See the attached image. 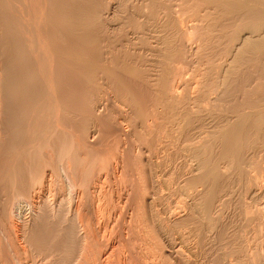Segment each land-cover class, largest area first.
<instances>
[{"label":"bare ground","instance_id":"6f19581e","mask_svg":"<svg viewBox=\"0 0 264 264\" xmlns=\"http://www.w3.org/2000/svg\"><path fill=\"white\" fill-rule=\"evenodd\" d=\"M22 1L0 0V99L9 103L2 106L10 126L3 128L9 145L0 146L2 176L24 173L22 165L36 163L55 134L47 159L77 190L65 209L63 192L55 203L43 195L22 204L25 184L15 188L0 207L12 252L0 243V264H33L37 257L46 264L57 251L45 249L39 223L29 227L43 211L70 218L61 240L70 264H259L264 219L259 227L253 219L264 216V71L257 74L264 64V0H137L140 11L121 24L123 0H29L30 10ZM148 24L154 29L143 34ZM204 51L210 53L204 67L185 80L187 59ZM230 96L237 97L231 104ZM224 100L229 108L217 109ZM45 101H53L58 120L35 134L21 164L13 163L19 147L26 151L27 141L16 139L21 127L28 137ZM106 131L117 141L98 148ZM60 134L71 140L59 141ZM232 199L244 221L237 229L227 224L238 244L225 251ZM15 212L18 222L9 220ZM202 251L209 258L199 260Z\"/></svg>","mask_w":264,"mask_h":264},{"label":"rangeland","instance_id":"374dc122","mask_svg":"<svg viewBox=\"0 0 264 264\" xmlns=\"http://www.w3.org/2000/svg\"><path fill=\"white\" fill-rule=\"evenodd\" d=\"M24 1L25 0H23L22 2V7L23 8H26V9H28V10H30L31 9V5L33 4L32 3V0H30L31 2L30 3H32V4H28L29 6H26L27 5V3L26 2H29V0L28 1H25V3H24ZM133 1V3H131V2ZM123 0V8L125 9V10H123L122 9V11H124V13H123V15H122V17L121 16H118V17H121L120 19H118V18H116L117 19V23H122L123 21H126L127 20V18L128 17H131V16H133V15H136L140 10L139 9H137V7H138V5H137V7H136V9H137V12L136 13H134L135 11L134 10H132V9H135V6H136V4L138 3L137 2V0ZM161 1V2H160ZM163 1V2H162ZM130 2V3H129ZM134 2H135V4H134ZM158 2V1H157ZM160 2V3H159ZM159 4H166V3H168V4H170V3H172V0H159ZM26 4V5H25ZM26 7H25V6ZM134 5V6H133ZM30 8V9H29ZM130 8V9H129ZM129 9V10H128ZM135 9V10H136ZM198 9V8H197ZM196 9V10H197ZM200 9H203V6L202 7H200ZM128 11H130V12H132V14L131 13H128ZM189 13V12H188ZM200 13H203V11L202 10H200ZM125 15V16H124ZM124 16V17H123ZM128 16V17H127ZM121 19H123V20H121ZM142 19V21L144 20V18L143 17H141V18H139V20H141ZM115 20V19H114ZM119 21V22H118ZM114 23H116V22H114ZM116 23V24H117ZM120 23V24H121ZM124 23V22H123ZM119 24V25H120ZM155 24H156V22H155ZM153 27V26H152ZM150 28L149 27V24H148V26H146V28L145 29H141V31H142V33H143V30H144V32L145 33H151V29L153 30L154 28ZM148 28H149V30H148ZM153 32V31H152ZM120 33H122V31H119V33L117 32V31H115V34H113L115 37H120L121 38V36H122V34H120ZM144 34V33H143ZM124 38H126L125 37V35H123V41L125 42L126 41V39H124ZM127 42V41H126ZM131 43H128L127 45H125V43H124V45L125 46H128V48H130L131 50H133V48H131L132 46L130 45ZM142 45L144 46V44H137L136 46H134V47H137L138 46V48H140V46L142 47ZM142 50V49H141ZM141 50H139V51H141ZM142 51H144V50H142ZM206 51H208V52H210V50L208 49V50H206ZM206 51H204L203 53H199V57H198V54L194 57V58H188L187 59V61H186V65H187V67L186 68H189L187 71H186V73H185V75H184V78H185V80H187L188 78H190V77H192L200 68H203L204 67V65H205V63L207 62V60L209 59L208 57H210L209 55H210V53H207ZM5 56H7V57H10L11 56V54L12 53H6V52H4L3 53ZM208 56V57H207ZM208 58V59H207ZM191 59V60H190ZM195 61H194V60ZM197 60V61H196ZM199 61V62H198ZM263 61H264V58H263ZM195 62H198V63H195ZM194 64H196V65H194ZM199 64H200V66H199ZM190 67H189V66ZM194 65V67H193V72H191V74L192 75H190L189 74V77H188V73H190V71H192L191 69H192V66ZM263 69H264V64L261 66ZM260 67V69L258 70V75H260V73H262L264 70L262 69ZM262 69V70H261ZM262 71V72H261ZM195 72V73H194ZM262 81L264 82V78L262 79ZM3 86H5L4 85V83H3ZM3 90V89H2ZM1 93H2V91H1ZM237 97H238V95H237ZM236 96H230V97H228L226 100H228L227 101V103H229V101H230V99L233 101L234 99H236L237 98ZM226 100H224V102H218V103H220V105H215V107H217V109H228L229 108V106H228V104L226 103ZM232 101H231V103H232ZM0 102H1V108H0V114H2V116H4L3 117V119H0V123H2L1 125H2V128L0 127V129L2 130L3 128H6V130L8 129L7 127H9V129H10V126L8 125H5L4 124V119H6V111H4V108H5V110H6V107H4V106H2V105H8L9 103H6L5 101H1V99H0ZM3 102H5V103H3ZM42 103V102H41ZM39 104L37 107H38V111H37V115H36V119L34 120V124L36 125V127H31V126H29V128L31 129L30 130V133L28 134V137H25L26 136V126H22L21 127V131L20 132H23L24 133V135H23V133L21 134L20 132H19V135H17V137H20V138H16V139H19V140H23L24 142H26L27 141V144H26V146L24 147V148H26L25 150L26 151H24V149H20V147L18 148V150L20 151V153L22 154V155H20L19 153H17V152H15V153H17L16 154V156H15V158L16 157H18L19 159H20V161H19V159L17 158L16 159V161H15V158L12 160V161H14L13 163H17V164H21V163H18V162H22V160H23V158H22V156L24 157V153L26 152H29V150H30V147H31V144H35V142H37L38 141V137H39V135H41V134H43V132L45 133L47 130L49 131V130H51V126L50 125H53L54 123H55V121H57L58 119H56V117H54L55 116V113H54V110H53V105H54V103H53V101H49V102H47V101H45V103H43V104ZM231 103H229V104H231ZM221 107V108H220ZM3 108V109H2ZM51 108V109H50ZM48 109H50V110H48ZM3 110V111H2ZM41 112L43 113V115H44V113H45V115L43 116L42 114H41ZM50 113V115H48ZM2 116H0L1 118H2ZM49 116H50V118H49ZM44 117V118H43ZM46 117H47V119H46ZM39 119H40V121H41V123H40V121H39ZM54 120V122H53V120ZM2 120V121H1ZM52 120V121H51ZM63 120V119H62ZM39 121V125L37 126V122ZM44 121V122H43ZM46 121V122H45ZM66 121V120H65ZM67 121H69V120H67ZM48 122H49V124H48ZM70 122V121H69ZM0 125V126H1ZM4 125V126H3ZM38 127V129H35V128H37ZM48 129H47V128ZM45 129H47V130H45ZM112 131V130H111ZM6 132V131H5ZM4 132V129L0 132V135L1 134H4L5 135V137L6 138H8V139H6L5 137H4V135H3V137H1L0 138V146H2V143H4V145L2 146V147H6V144H8L9 145V142H7V140H9V136L7 135L6 136V133L8 134L9 132H6L5 133ZM40 133L39 135H35L36 133ZM107 133H105V135H104V132L101 134V136H103L102 138H101V136H100V138L98 137L97 138V145L99 144V146H98V148H108V149H110V148H113L114 147V145H115V141H117V140H115V139H117L116 138V135H114V134H112L111 135V133L110 134H108V131H106ZM20 135H22L23 136V139H22V137L20 136ZM45 135H48V137L49 136H51V132H47ZM58 136V135H57ZM57 136L54 134L53 135V137H51V139H50V145H52V146H48V147H44L43 146V149H45L44 151H43V153L39 156V158H38V161L36 162V163H32V164H29V162H28V165H29V169H28V167L27 166H25V165H22L23 167H24V169L22 170V171H24V173L23 172H21V171H18L17 173H20L19 175L17 174L16 176H14V178L11 176V175H5L4 177H5V179H6V181H5V179L3 180V176H2V172H3V169L5 168V170L7 169L4 165H5V161H4V154L2 153L1 154V152H0V156H1V166H0V177H2V182L6 185L5 186V189L7 190V191H5V189H1V188H3V183L1 184V178H0V207L4 204V202H5V200H8V199H10L12 196H11V194L13 195L15 192H16V189L15 188H20V184H25L24 186L27 188H25V190H24V194H26V196L27 197H25V195H23L20 199H21V201H22V204H23V202H24V204L25 203H28V202H30V201H32V199H35V198H37V197H42L43 195H45V198H46V200H47V202H52V201H54L53 203H55L56 201V199L60 196V194L63 192L64 193V196L66 197L64 200V203H63V208H67L66 206H67V204H68V201L69 202H71L72 201V199L75 197V195H76V190H75V187H72V189L69 187H67L66 186V181L64 180V175H62V171H59V169H58V167H57V165H54V164H51L52 162L54 163V158L52 159V161L50 162L49 161V159H47L48 157H49V155H48V148L50 147V149H49V151L50 150H52L51 148L55 145L56 146V144H55V141H57ZM61 136V137H60ZM60 136H59V138L61 139H59V141H63V140H69V136L68 137H64L63 135H61L60 134ZM105 136H107L108 138L106 139V140H108V142L106 141H104V140H102L103 138H105ZM4 138H5V140H4ZM55 138V139H54ZM101 139V140H100ZM4 140V142H2ZM19 140H17L18 141V143H20V144H23L22 142H20ZM40 140V139H39ZM70 140H71V138H70ZM99 140V141H98ZM100 141H101V143H100ZM5 142H6V144H5ZM99 142V143H98ZM110 142H111V144H110ZM106 144H108V145H106ZM111 146H113V147H111ZM2 147H0V150L2 149ZM57 148V147H56ZM56 148H53L54 150L56 149ZM17 150V149H16ZM46 151V152H45ZM45 152V153H44ZM21 156H19V155ZM44 155V156H43ZM48 155V156H47ZM26 156V155H25ZM2 157H3V159H2ZM45 157V158H44ZM22 159V160H21ZM45 159H47L48 161L47 162H45ZM17 160H18V162H17ZM44 162H43V161ZM65 160H67L66 158H64V162H65ZM43 162V163H42ZM4 164V165H3ZM16 165V164H15ZM14 165V166H15ZM33 167H32V166ZM3 166V167H2ZM13 166V167H14ZM30 166L33 168V169H31L30 170ZM37 166V167H36ZM43 166V167H42ZM47 166H48V168H47ZM12 167V168H13ZM50 167V168H49ZM18 170H20L19 168H17ZM16 169V170H17ZM49 169V170H48ZM50 169H53L54 171L57 169V171L54 173L53 172V170H50ZM32 170H36L37 171V173H35L36 171H32ZM2 171V172H1ZM26 171H28L29 172V174H28V172H26ZM46 171V172H45ZM64 171V170H63ZM53 172V173H52ZM60 172V173H59ZM22 173V174H21ZM25 173H27L25 176H23ZM31 173H33V176H39L38 177V179H37V181L36 180H34L33 179V177H30V175H31ZM35 173V174H34ZM38 173H39V175H38ZM43 173H45V174H43ZM51 173V174H50ZM57 173H58V175H57ZM104 172L102 171V172H99V175H101V178H105V176H104ZM22 175V176H21ZM8 176H9V179H8ZM19 178H18V177ZM29 176V177H28ZM41 176V177H40ZM45 177V178H43V177ZM55 176V177H54ZM26 177H28V180H26L27 178ZM58 177V178H57ZM59 177L61 178V180L59 179ZM63 177V178H62ZM94 177H95V175H94ZM108 177V176H107ZM24 178V181L23 180H21V179H23ZM56 178V179H55ZM10 179L12 180V183H13V186H14V188H12V186L10 185L11 184V181H10ZM14 179V180H13ZM19 179V180H18ZM42 179V180H41ZM50 179V180H49ZM107 179V178H106ZM106 179H104V181L106 182L105 184V186L107 187L108 186V184H109V182H108V179L106 180ZM21 180V181H20ZM25 180H26V182H25ZM31 182H30V181ZM40 180V181H39ZM9 181H10V184H9ZM28 181V182H27ZM41 181H42V183H41ZM7 182H8V184H7ZM30 182V183H29ZM35 182L37 183V184H35ZM108 182V183H107ZM14 183H16V186H15V184ZM18 183V184H17ZM29 183V184H28ZM31 184H33L32 185V187L30 186ZM18 185H19V187H18ZM2 186V187H1ZM9 187V188H8ZM11 187V188H10ZM65 187V188H64ZM109 187V186H108ZM107 187V188H108ZM68 188V189H67ZM9 189V190H8ZM12 189V190H11ZM29 189V190H28ZM66 189V190H65ZM70 189V190H69ZM4 190V191H3ZM75 190V191H74ZM9 191H11L10 192V194L8 195V193H9ZM14 191V192H13ZM6 192H8V193H6ZM5 194V196H4V194ZM52 193V194H51ZM55 193V194H54ZM58 193V194H57ZM60 193V194H59ZM1 194H2V196H1ZM16 194V193H15ZM14 194V195H15ZM32 195V196H31ZM35 196H37V197H35ZM74 196V197H73ZM31 197H33V198H31ZM44 197V196H43ZM50 198V199H49ZM236 198V199H235ZM234 199H235V203L238 205V206H240V207H242L243 208V206H244V203L242 202V200L240 201L239 199H238V197H235ZM41 199V198H40ZM44 199V198H43ZM52 199V200H51ZM67 199V200H66ZM28 200H30V201H28ZM50 200V201H49ZM71 200V201H70ZM232 202V203H231ZM231 202H230V204L229 205H232V207H234V208H232L231 206H229L228 205V217L225 219V221H223V226H224V235L225 236H227V237H225L224 236V238H223V241H222V245H223V250H225V251H229V249L231 248V247H234V245H237L238 244V242H237V244H232V242H231V238L230 237H232V232H233V230H235V229H237L236 227H238L239 226V224H240V226H242V223L241 222H243L244 220H243V213H242V209L239 207H237L236 205H235V203H234V201H233V199L231 200ZM241 202H242V204H241ZM234 203V204H233ZM264 205V204H263ZM237 210V211H236ZM229 211H230V214H229ZM240 213H239V212ZM231 212H232V214H231ZM235 212H238V213H235ZM65 213H66V211H65ZM64 212H62V213H59V215H57V216H54V215H51L48 211H43L40 215H38V216H33V217H31V219L29 220V221H31V223L33 224V222L34 223H36L35 222V220L37 221V224L35 225L34 224V226L29 222V227L31 228H33V227H35V226H37V225H41L40 227H43V231H45L44 232V234H45V239H44V241H46V243H45V245L46 244H49L48 246L46 245V248L45 249H48L47 251H49L50 249H53L52 247H55L56 248V252L55 253H57L56 255H55V253H52L51 255H49L50 257H48V260L47 259H45V260H47V262L43 259V258H41V260H43L44 262H46V264H59V262L61 263V264H70V261H71V257L73 256H67L66 255V253H64L62 250H64V248H65V246L62 244V246L64 247H62L61 246V240H62V237H63V235H64V230L66 229V227H67V225H69V223H70V218L68 217H66V214H65ZM15 214V215H14ZM13 215H10L9 216V220H12L13 219V221H15V220H17L16 222H18V221H20L18 218H17V214H16V212L14 213ZM63 214H65V216L63 215ZM259 215V216H258ZM258 215H256V216H258V217H256V216H254V219H253V223H254V225H255V227H259V226H262V222H261V220L262 219H264V216H263V214L262 213H259ZM25 216V215H24ZM236 216V217H235ZM35 217V218H34ZM39 217V218H38ZM230 217V218H229ZM234 219H233V218ZM240 217V218H239ZM12 218V219H11ZM37 218V219H36ZM239 218V219H238ZM242 218V219H241ZM261 220H260V219ZM233 219V220H232ZM236 219V220H235ZM259 219V220H258ZM228 220V222L226 223V221ZM236 222H235V221ZM243 220V221H242ZM256 220H258V221H260V222H258V221H256ZM64 223H63V222ZM229 221H230V223H231V225H233V227H234V225H235V223L237 224V226L236 227H234L235 229H232L233 227H231V228H228V229H226L228 226H230L229 225ZM239 221V222H238ZM57 222V223H56ZM233 222V223H232ZM258 222V223H257ZM39 223V224H38ZM226 223V224H225ZM239 223V224H238ZM263 223H264V220H263ZM57 224V225H56ZM227 224H228V226H227ZM239 226V227H240ZM45 228V229H44ZM61 228V229H60ZM4 232H6V227H5V225H4V222H2V221H0V243L1 244H3L4 245V247H5V249H6V247H7V249H6V251L8 252V254H12V252H11V249L9 248V244H8V240H6L5 239V236H4ZM228 234V235H227ZM230 235V236H229ZM229 236V237H228ZM257 236L259 237V234H257ZM230 239V240H229ZM229 240V242H228V244H227V241ZM240 240V239H239ZM238 241V240H237ZM259 241V240H258ZM57 243V244H56ZM229 243H230V245H229ZM239 243H240V241H239ZM56 245V246H54V245ZM58 244H59V246H58ZM44 245V246H45ZM264 245V244H263ZM263 245H259L258 246V248L259 249H263ZM50 246H51V248H50ZM57 246H58V248H61V250L60 249H58L57 248ZM262 246V247H261ZM261 247V248H260ZM9 249V250H8ZM66 249V248H65ZM59 250V251H58ZM47 251H45V253L43 254V255H47V254H49V252H47ZM202 253H203V255H202ZM202 253L200 252L199 253V255H200V259L199 260H202V259H204V257H206V258H209V255H205L204 253H206L205 251H202ZM59 254H61L60 256H59ZM65 254V255H64ZM57 255H58V257H57ZM48 256V255H47ZM56 256V257H55ZM64 256V257H63ZM262 256V257H261ZM65 257H67V258H65ZM114 257V256H113ZM259 257H261V259H259V264H261V262H264V255H260ZM59 260V261H56L57 259ZM202 258V259H201ZM39 260V261H37V260ZM54 259H56V260H54ZM68 259H70V260H68ZM113 259V258H112ZM31 261V259L29 258V256H28V261ZM36 260V262H38V264H39V262H40V258H34V260H32L30 263H33L34 261ZM61 260H62V262H61ZM66 260H68V261H66ZM66 261V262H65ZM33 263V264H37V263ZM53 262V263H52ZM81 264H82V261H81ZM83 264H86L85 262L83 263ZM88 264V263H87ZM262 264H264V263H262Z\"/></svg>","mask_w":264,"mask_h":264}]
</instances>
